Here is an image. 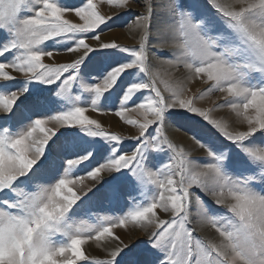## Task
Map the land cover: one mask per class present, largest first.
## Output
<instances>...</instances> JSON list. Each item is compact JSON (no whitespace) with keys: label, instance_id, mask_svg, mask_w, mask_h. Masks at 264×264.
I'll list each match as a JSON object with an SVG mask.
<instances>
[{"label":"snow or ice","instance_id":"snow-or-ice-1","mask_svg":"<svg viewBox=\"0 0 264 264\" xmlns=\"http://www.w3.org/2000/svg\"><path fill=\"white\" fill-rule=\"evenodd\" d=\"M0 264H264V0H0Z\"/></svg>","mask_w":264,"mask_h":264},{"label":"rangeland","instance_id":"rangeland-1","mask_svg":"<svg viewBox=\"0 0 264 264\" xmlns=\"http://www.w3.org/2000/svg\"><path fill=\"white\" fill-rule=\"evenodd\" d=\"M102 6H104L105 7V11H103L101 8H102ZM107 7V8H106ZM101 8H100V10L103 12V13H105V14H111L113 11H115V9H113V8H111L109 5H107L106 3H104V4H102L101 5ZM137 10H139V9H137ZM129 17H127V16H125V17H121V19L122 20H127ZM118 29V30H117ZM127 29L126 28H124L123 26H119V27H114L113 28V32L114 31H120L123 35H121L120 37L119 36H112V37H110V40L108 39V40H105V41H112V40H115L116 42H118V43H120V44H123V45H127V46H134V45H136L137 43H124L123 42V40H120V38H124L125 37V32L124 31H126ZM112 31H104L103 33H102V36H105V35H107V34H110V32H112ZM127 36H129V35H127L126 34V38H127ZM131 36V35H130ZM136 38H138V36L136 37ZM128 39H130L129 37H128ZM62 56H64L63 58H62ZM61 57V58H60ZM60 57H58V60L59 61H61V62H63V61H67V60H69V57L68 56H66V55H61ZM190 87L192 88V90L193 91H196L197 89H202L203 88V85L201 84V83H199V82H196V83H193V84H191L190 85ZM74 94H80L81 95V97H82V102L83 103H85V104H90V97L89 96H87V94H85V93H80L79 92V89H76V91L74 92ZM219 96V93H214V94H212V95H210V96H205V98L203 99V100H200V101H198V104H199V106H201V107H211L212 106V103H213V101L214 100H216V98ZM85 97H87V99H85ZM106 115H108V116H110V114H101L100 116L99 115H97V114H93V118H99L100 120H101V122L104 124V126L105 127H107V128H110L111 130H113V131H120V132H122V134L123 135H127L129 132H134L135 130L134 129H132L131 128V126H126V128L127 127H129V128H131L132 130H130V131H125L124 129H123V127L121 126L122 124H121V122L118 120V118H115V117H113L112 115H111V117H113L114 119H116V120H118L119 121V123L121 124V125H117V126H115V124H111L110 122H108L107 121V119L105 118V117H107ZM214 115H216V116H218V117H226V113L224 112V111H221V110H217L215 113H214ZM110 117V118H111ZM104 119L103 121H102V119ZM112 118V119H113ZM168 126H172V129L173 130H178V131H180V132H182L185 136H188L189 138L188 139H190L192 142H193V145H194V147H193V151L191 152L190 151V149L188 150V149H185L191 156H193V157H203L204 156V151L203 150H201L200 148H199V146L198 145H196L195 144V142H194V140L192 139V133L188 130L189 128H190V126H191V121H185V120H180V121H178L177 123H169L168 125H167V134L169 135V133H168V131H170V130H168L169 128H168ZM117 127V128H116ZM119 127V128H118ZM172 131V130H171ZM169 138L171 139V137H170V135H169ZM178 145H180V146H182L181 144H178ZM199 150V151H198ZM197 151V152H196ZM77 174H79V173H77ZM195 195H199V196H201V198L202 199H205V200H207V199H209L208 197H206L199 189H196L195 190ZM193 208L195 209V196L193 197ZM100 215H104L105 213L104 212H101V213H99ZM76 219H87V217H85V216H81V217H76ZM91 249H92V251H94V255H96V253L95 252H99L100 254H98V255H100L101 257L103 256V253L102 252H100V250H98V249H96V247H95V245H93V247H91Z\"/></svg>","mask_w":264,"mask_h":264},{"label":"bare ground","instance_id":"bare-ground-1","mask_svg":"<svg viewBox=\"0 0 264 264\" xmlns=\"http://www.w3.org/2000/svg\"><path fill=\"white\" fill-rule=\"evenodd\" d=\"M107 8V7H106ZM103 11H105V7L104 6H102V8H101ZM118 30V29H117ZM127 35H129V36H127V38H126V34H125V37L124 38H120V40H123V42L124 43H137L138 42V38H136L137 36H138V34H136V35H133L132 33H129L127 30L126 31H124ZM121 36V35H123L120 31H112V32H110V34H107V35H105V36H102V38L104 39V40H110V37H112V36ZM131 35V36H130ZM128 37L130 38V39H128ZM60 57V56H59ZM64 56H62V58H63ZM61 58V57H60ZM100 116V115H99ZM107 117H105L106 119H107V121L108 122H110L112 125L113 124H115V126H117V125H121L120 123H119V121L118 120H116V119H114L113 117H111V115L110 116H108V115H106ZM111 117V118H110ZM113 118V119H112ZM99 119V118H98ZM102 119V118H101ZM104 119H102V121H103ZM122 126V125H121ZM123 127V129L125 130V131H130V130H132L131 128H129V127H127L126 128V126H122ZM117 128V127H116ZM119 128V127H118ZM168 130H170V131H168V133H169V135H170V137H171V139L175 142V143H177V144H181L182 145V147H184L185 149H190V151L192 152L193 150V147H194V145H193V142L190 140V139H188L189 137L188 136H185L182 132H180V131H178V130H173L172 129V126H168ZM172 130V131H171ZM187 150V151H188ZM199 151V150H198ZM197 152V151H196ZM195 223H196V217L194 216V218H193V224L195 225ZM118 234H120L122 237L123 236H125V233L123 232V231H120ZM131 235H133V236H140V237H142V232H140V231H135V232H133V233H131ZM201 235H207V231H205V232H201ZM91 247H93V245L91 246ZM91 247L90 248H88V252L90 253V254H92V255H94L93 253H94V251H92V249H91ZM96 253V255H98V254H100L99 252H95Z\"/></svg>","mask_w":264,"mask_h":264}]
</instances>
